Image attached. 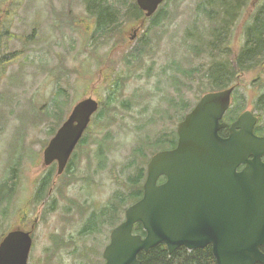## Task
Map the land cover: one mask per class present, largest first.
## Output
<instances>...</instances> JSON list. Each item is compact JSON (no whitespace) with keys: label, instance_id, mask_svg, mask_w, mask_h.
<instances>
[{"label":"rangeland","instance_id":"obj_1","mask_svg":"<svg viewBox=\"0 0 264 264\" xmlns=\"http://www.w3.org/2000/svg\"><path fill=\"white\" fill-rule=\"evenodd\" d=\"M86 1L0 0V18L8 14L6 22L14 32L10 46L15 51V64L0 69V240L12 229L29 230L35 224L28 264H103L111 229L133 201L120 208L116 222L112 217L108 221L112 206L105 205L116 191L130 194L131 179L141 187L150 157L171 146L179 121L210 90L203 71L211 69L214 56L205 51L196 55L188 47L193 38L186 36L196 16V0L164 3L167 17L152 29L151 49L140 62L130 60L131 65L129 52L152 20L158 23L164 16L162 6L130 40L129 26L138 19L129 23L119 19L121 26L104 34V27L91 18L103 0H91L90 9ZM135 1L105 0L113 11L128 9ZM251 12L252 7L234 29L232 55L243 40ZM255 74L249 71L239 81L231 114L235 107L256 105L264 84L251 81ZM113 80H118L115 94L109 88ZM89 96L101 106L89 125L91 145H84V160L37 199L34 177L44 168L42 153L56 127L54 116L65 120L75 104ZM13 173L18 176L17 187L9 195ZM98 200L97 210L104 207L108 214L97 219L99 230L81 235L88 208Z\"/></svg>","mask_w":264,"mask_h":264},{"label":"water","instance_id":"obj_2","mask_svg":"<svg viewBox=\"0 0 264 264\" xmlns=\"http://www.w3.org/2000/svg\"><path fill=\"white\" fill-rule=\"evenodd\" d=\"M136 1L147 18L165 0ZM233 90L205 93L179 122L176 146L151 157L143 195L113 229L104 264H141L139 253L161 243L170 254L211 245L217 264H264V136L255 134L257 117L249 110L227 137L219 134L228 126L222 119ZM99 108L96 98L81 99L50 140L44 164L58 161V175ZM136 223L145 236L133 232ZM32 232L9 231L0 241V264H28Z\"/></svg>","mask_w":264,"mask_h":264},{"label":"trees","instance_id":"obj_3","mask_svg":"<svg viewBox=\"0 0 264 264\" xmlns=\"http://www.w3.org/2000/svg\"><path fill=\"white\" fill-rule=\"evenodd\" d=\"M168 1L169 0H166L164 3ZM251 2L252 0H196V16L186 32V36H192L191 38H193L192 40L194 42L190 43L188 47L196 55L203 54L204 51L212 54L214 56L212 61L213 64L216 60L215 56H229L231 54V39L234 29L241 21L246 10L252 7V12L243 29L244 44L242 46L241 56L253 57L254 59L251 62H242V60L236 62L235 60L237 65L234 64V61L231 63L230 59H223L221 64L218 65V60H216L217 65L215 71L212 73V77L214 79H220V81H209L210 90H220L228 87L233 81L225 80L231 73L254 70L259 76L264 77V0H257L254 6L251 5ZM132 8H137L134 12L137 16L141 12L137 4L133 3L126 11L127 17L132 13ZM95 10L99 15L100 28L104 27L105 33H108L109 27L111 26L110 21L113 20L115 11L106 7L103 2H98L95 6ZM165 11L166 9L162 7L160 10L164 15L162 18L166 16ZM159 24L160 22L155 23L152 20V24L149 25L142 38L135 44L136 47L129 52L128 61L130 65L131 61L135 62L136 60L140 62L142 60V54L146 51L149 52L152 44V29L155 25L157 26ZM144 39H146V42L143 41ZM112 84H114V82H112ZM262 84H264V81H262ZM116 85L118 84H115V86ZM112 90L115 91L114 87H112ZM255 108L264 114V90L259 96ZM63 120L61 115L54 116L55 123H52V125L56 127L51 132L52 134L55 129L61 125ZM176 139L177 136L174 135L171 146L176 145ZM165 141L166 140L161 139V143ZM154 150L155 149L152 150L153 153L156 152ZM130 183L129 185L132 186V189H139V191L135 190L136 193H134L133 190L128 194L127 201L138 199L141 194V187H136L137 180L133 178ZM141 230H143L142 226L138 225L136 231L139 232ZM262 250L264 251V247H262ZM139 259L141 260V264H217L211 245L192 251L188 250L186 247H180L170 254L167 246L161 243L148 251H141L139 253Z\"/></svg>","mask_w":264,"mask_h":264},{"label":"flooded vegetation","instance_id":"obj_4","mask_svg":"<svg viewBox=\"0 0 264 264\" xmlns=\"http://www.w3.org/2000/svg\"><path fill=\"white\" fill-rule=\"evenodd\" d=\"M12 1H14V0H12ZM166 1V0H165ZM164 1V2H165ZM136 2V4H137V1H135ZM164 2L159 6V8L164 4ZM91 0H87L86 1V4H87V8L89 9L90 7H91ZM103 4L106 6V7H108V8H110V9H112L113 10V7H111L109 4H107L106 2H105V0H103ZM137 6H138V4H137ZM163 7V6H162ZM162 7L160 8V10L162 9ZM11 8H13V7H11ZM10 8V9H11ZM138 8L140 9V7L138 6ZM159 8H158V10H159ZM128 9H122L121 11H115V14H114V16H113V20L112 21H110L111 22V26H112V28H111V26L109 27V31H108V33L109 34H112V33H114L115 32V29H116V26L118 25V26H121V25H119V23L122 21H120L119 19H122L123 18V20L124 21H128V23L129 22H131V20H133V19H138L139 21H136L137 23L136 24H133V25H130L129 27H130V31L127 33L128 34V37L130 38V40H134L133 38H132V36H134L135 34H136V36L140 33V30L142 29H140L139 30V27H140V24H141V22H142V20L143 19H146V21H148V20H152V16H156V14H157V12H158V10H157V12L155 13V14H153L152 16H150V17H147L146 18V16H145V12L144 11H142L141 9V12L138 14V16L136 15V14H134V12L137 10V8H132L131 10H132V13L129 15V17H131V18H128L127 17V14H126V11H127ZM159 10V11H160ZM71 11H73L72 9H71ZM7 13H6V18H7ZM167 16H165V17H163V18H161L160 19V21L159 22H161L162 21V19H165ZM6 18L5 19H2L1 20V18H0V69H7L8 67H9V63H11V64H15V51H14V47H12V46H10V41H11V39H13V37H14V32L13 31H11V28H10V26H9V24H8V22H6ZM91 18H96L97 20H98V23H99V15H98V13H92V17ZM118 20V21H117ZM146 21H145V24H146ZM40 23V22H39ZM121 24V23H120ZM115 25V26H114ZM156 26V25H155ZM123 27V26H122ZM122 27H120L119 28V33L121 34V28ZM149 27V26H148ZM147 27V28H148ZM38 28H40V26H37V27H35V29H34V32H36L37 30H38ZM147 30V29H146ZM145 30V31H146ZM124 32V35L126 36V33H125V31H123ZM102 33H104L105 34V31H104V29H103V31H102ZM107 33V34H108ZM145 33V32H144ZM33 34L34 33H29V36L30 37H32L33 36ZM192 37V36H191ZM191 37L190 36H188V38H190L191 39ZM142 38V37H141ZM140 38V39H141ZM139 39V40H140ZM122 40V38L121 37H119V41H121ZM138 40V41H139ZM144 42H146V39H144L143 40ZM243 44H244V30H243V40L240 42V44H238V46H237V48H234V50H235V52H234V55H232V50H233V46L231 47V54L228 56V55H219V56H215V59L216 60H218V65L219 64H221V62H222V60L224 59V60H227V59H230L231 60V63H233V61H234V64H236L237 65V63L236 62H239V60H242V62H251L254 58L253 57H251V58H249V57H242L241 56V53H242V46H243ZM120 46V45H119ZM136 47V45H134L133 47H132V49H134ZM144 54H146V53H144ZM144 54H142V56L141 57H143L144 56ZM202 54H200L199 56H201ZM109 56V55H108ZM228 56V57H227ZM226 58V59H225ZM216 60H215V63L213 64L212 62H211V69H204V71H203V73H204V79L206 80V81H220V79H214L212 76H213V72L215 71V68H216V65H217V63H216ZM235 60H236V62H235ZM9 64V65H8ZM247 64H249V63H247ZM182 72H184L185 74H187V75H189V71H186V70H183ZM247 72H249V71H241V72H236V73H231L227 78H226V80L225 81H233L231 84H230V86H233L234 87V91H233V94H232V101H231V106H230V108L226 111V113H225V115L223 116V119H222V122H225V123H227L228 124V126L226 127V128H223V129H221L220 131H219V134L221 135V136H223V137H227L228 136V134H229V129H230V126H231V124L233 123V122H235L237 119H238V117L243 113V112H245V111H251L256 117H257V122H256V124H255V127H254V132H255V134L256 135H258V136H264V126L262 125V122H263V119H264V117H263V112H261V111H259V110H257L256 108H255V105H253V108H251V109H240V108H237V107H235L234 109H237V111L236 112H234V114H231V111H233V99H234V93H235V91H236V89H237V87H238V84H239V81H243V76L247 73ZM252 72H254V70H252ZM251 81H264V77L263 76H259L258 74L256 75L255 74V78H252L251 79ZM112 82H114V84H112ZM118 83V80H113V81H109V88L112 90V87H117V85L115 86V84H117ZM229 86V87H230ZM211 91H219V90H209V91H207V92H205V93H208V92H211ZM112 93L113 94H115V91H113L112 90ZM204 93V94H205ZM203 94V95H204ZM98 100V99H97ZM100 102V101H99ZM108 104H110V103H108ZM101 106V105H100ZM191 111V109L187 112V114L189 113ZM184 118V117H183ZM92 121H93V116H92V119H91V123H92ZM180 122V121H179ZM59 128V127H58ZM58 128L56 129V131L52 134V136H51V138L49 139V141H48V143H47V145L43 148V153H42V155H43V165H44V168L42 169V171H41V173H39L36 177H34L35 178V181L37 182V185H35V188H37V199H38V197L39 196H41L42 194H43V191H46V190H48V192L50 193V190H54V187H55V185H56V187H57V182H58V179L60 178V176H63V174L65 173V172H67V174L68 175H70V174H73L74 173V171H75V168H76V164L78 165H80V163L84 160V155H85V150H86V148H85V146L84 145H87V144H89V145H91V143H87V139H88V135H87V132L89 131L88 129H89V126H88V128H87V130L84 132V134H83V136H82V139L78 142V144H77V146H76V148L73 150V152H72V155L70 156V159H69V161H68V163H67V165H66V167H65V169H64V171H63V173L61 174V175H58V166H59V163H58V161H53L51 164H49V165H45L44 164V151H45V149H46V147L48 146V144H49V142H50V140L52 139V137L55 135V133L57 132V130H58ZM177 140H178V136H177ZM176 144H177V141H176ZM92 145H95L94 143H92ZM176 145H174L173 147H175ZM173 147H169V148H173ZM101 147H99V149L98 150H101L100 149ZM169 148H167V149H169ZM152 157V156H151ZM150 157V158H151ZM150 160V159H149ZM263 160H264V158H263ZM35 162V161H34ZM29 165H31L30 163H29ZM32 166V165H31ZM100 171V168L99 169H97L95 172H99ZM94 172V173H95ZM57 174V175H56ZM52 177V178H51ZM56 177V178H55ZM55 178V179H54ZM146 178H147V175L145 176V178H143L142 180H141V194H140V197L138 198V199H134L133 200V202L130 204V205H132V204H134L135 202H137L141 197H142V195H143V187H144V183H145V181H146ZM165 179V177H161L160 178V180H159V182H162L163 180ZM17 181H18V176L15 174V173H13L12 174V176H11V185H10V194L9 195H11V193L13 194L14 192H15V190H16V187H17ZM91 181H92V179H90V180H88V183H91ZM143 181V182H142ZM51 182V183H50ZM67 182V181H66ZM95 185V184H94ZM63 186H64V184H63ZM63 186H62V188H60V190H63ZM65 187H66V183H65ZM134 190V193H136L135 192V190H137V191H139V189H133ZM101 192V191H100ZM132 192V191H131ZM100 198V197H99ZM36 199V200H37ZM11 201V200H10ZM126 201H127V196L126 195H120V192L119 191H116L113 195H112V197H111V199H110V201L107 203V205H105V206H108V207H111V209H112V212L110 211V214H108L107 213V211H106V209L104 208V207H101L100 209H101V214H99L98 212H99V210H97V207H98V205L100 204V201L98 200L96 203H94V201H92V203H93V205H91L90 204V206H89V208H88V210H89V216H88V219H87V222L86 223H84V228L83 229H81V235H85L86 233L87 234H89V233H94V231H96V230H99L100 229V226L101 225H98V224H96L95 225V223H96V221H97V219L98 218H100V216H102V215H106V214H108V215H110V216H108V221L110 220V218L112 217V219H114V221L116 222V219H117V216H116V213H119L120 211V208L123 206V205H125V203H126ZM8 205L10 206V204L8 203ZM129 205V206H130ZM73 206H75V207H78V212H79V210H80V206L76 203V205L75 204H73ZM129 206H126L125 207V209H124V212H123V217H122V219L119 221V222H117L115 225H114V227L111 229V232H110V235H109V238H108V243L106 244V245H108L109 243H110V240H111V233H112V231H113V229L115 228V227H117L120 223H122L124 220H125V214H126V210H127V208L129 207ZM36 221L37 220H35V223H36ZM102 224H104V223H102ZM107 225H109V224H107ZM138 225H141L140 223H136L135 225H134V228H133V232L134 233H136V234H141L142 236H145V232H144V230H141V231H136V228L138 227ZM142 226V225H141ZM31 229H33V233H34V229H35V224H33L32 225V228ZM31 229H29V230H31ZM143 229V228H142ZM32 236H33V234H32ZM34 239V238H33ZM104 250H105V248H104ZM103 254H104V251H103ZM103 257V260H104V263H105V259H104V256H102ZM103 263V264H104Z\"/></svg>","mask_w":264,"mask_h":264},{"label":"bare ground","instance_id":"obj_5","mask_svg":"<svg viewBox=\"0 0 264 264\" xmlns=\"http://www.w3.org/2000/svg\"><path fill=\"white\" fill-rule=\"evenodd\" d=\"M244 9V8H243ZM111 11V10H110ZM257 12V11H256ZM253 14V13H252ZM118 21V20H117ZM121 23V22H120ZM120 23H119V25H120ZM122 24V23H121ZM109 25V24H108ZM115 26V25H114ZM117 27H118V25H117ZM111 28H112V26H111ZM262 53V52H261ZM264 53V52H263ZM262 63V62H261Z\"/></svg>","mask_w":264,"mask_h":264}]
</instances>
